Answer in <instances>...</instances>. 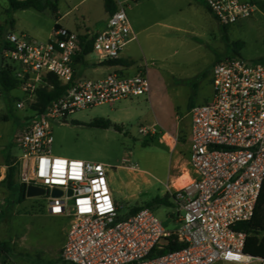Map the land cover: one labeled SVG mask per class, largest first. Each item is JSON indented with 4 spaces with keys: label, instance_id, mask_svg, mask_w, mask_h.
I'll use <instances>...</instances> for the list:
<instances>
[{
    "label": "built area",
    "instance_id": "2783aa9c",
    "mask_svg": "<svg viewBox=\"0 0 264 264\" xmlns=\"http://www.w3.org/2000/svg\"><path fill=\"white\" fill-rule=\"evenodd\" d=\"M204 2L222 26L250 17L256 10L255 4L242 0ZM132 39L130 20L120 8L109 16L105 30L95 35L91 54L99 64L119 60ZM83 47L77 32L58 23L47 41L10 32L1 46L5 66H11L25 95L19 108L35 101L40 89L53 88L49 74L67 86L17 133L15 141L21 155L14 164L18 182L46 189L48 212L70 221L62 261L264 264V259L244 252L247 234L236 229L239 223L253 218L264 184V64L227 58L214 65L212 101L190 110V181L180 188L175 187L174 180L167 185L180 223L175 231H167L149 208L121 218L105 164L53 154L54 122L80 110L150 92L147 67L131 77L114 71L101 79L76 78L74 61ZM150 131L156 134L157 126ZM141 133L146 134L147 129L142 128ZM167 137L174 145L178 141L177 136ZM9 167L0 166V182L7 179ZM54 189L62 195L54 197ZM172 236L185 246L151 257L154 249H163L164 240Z\"/></svg>",
    "mask_w": 264,
    "mask_h": 264
},
{
    "label": "rangeland",
    "instance_id": "374dc122",
    "mask_svg": "<svg viewBox=\"0 0 264 264\" xmlns=\"http://www.w3.org/2000/svg\"><path fill=\"white\" fill-rule=\"evenodd\" d=\"M79 1L60 0L58 12L65 13ZM119 1H125L124 9L134 26L139 25L148 14L156 16L164 11L177 12L176 24L187 26V21L190 22V17L186 16L182 7V0H158L163 6L159 12L155 10L153 0ZM242 1L256 5V10L250 17L226 27L214 18L207 24L194 20L198 27L206 25L197 31V37L188 33H177L179 37L183 36L185 43L175 44L169 49L171 64L158 61L154 66H150L148 78L154 87L156 81L158 84L152 98L144 95L123 99L114 104L80 110L61 122L53 123L54 155L103 163L108 167V178L112 182L113 196L119 205L121 217L126 216L135 207L144 206L155 213L167 231L179 228L177 205L171 199L167 185L181 176H188L189 163L187 164L184 155V165L181 167L183 163L179 164L176 172L174 171L176 159L173 153L178 147L172 151L168 144H174L168 137L165 142L160 141V127L170 130L177 123L185 120L187 122L190 102L194 103L193 107L208 103L198 101L199 97L193 95V85L196 81L187 78L201 69H206V77L199 78L197 86L203 90V94H212L211 66L215 58H241L253 64H264V0ZM87 7L93 15L84 20L81 12ZM96 15L107 16L103 0H86L80 8L71 11L62 23L75 32L84 27L93 32L99 26ZM174 19L172 18L171 22ZM54 26L55 14L51 9L44 12L35 9L14 11L8 0H0V28L3 29L0 45L4 33L10 32H24L40 41H47ZM130 48L138 54L136 62L142 63L141 66L146 68V62L137 44L132 43ZM87 59L91 63L97 61L94 54H90ZM91 69L90 67L86 71L87 78L99 77L107 70L105 66H99L96 73ZM24 96L19 88L6 89L0 79V162L5 157L21 155L15 137L39 110L35 107L37 99L28 101L25 108H19V102ZM96 119L110 120L121 127V130H116L113 126L108 129L90 126ZM154 126L158 129L156 134L150 131ZM142 128L147 129L146 134L141 133ZM181 142L182 138H179L178 143ZM1 189L0 186V191ZM7 196L8 204L0 214V222L7 232L8 244L15 256L12 261L17 263L22 259L26 261L22 264H65L59 256V249L63 228L69 219L59 221L45 212L49 194L26 197L20 203L15 190L9 191ZM165 197L169 198L170 205L147 207L156 198ZM16 248L24 249L27 254L18 257Z\"/></svg>",
    "mask_w": 264,
    "mask_h": 264
},
{
    "label": "crops",
    "instance_id": "0c3cea01",
    "mask_svg": "<svg viewBox=\"0 0 264 264\" xmlns=\"http://www.w3.org/2000/svg\"><path fill=\"white\" fill-rule=\"evenodd\" d=\"M51 1L54 2L55 8H48V9H51L53 11V13L55 14V24L58 23L64 27L72 30L69 26H65L62 23V21L64 19H66L71 14V11H73L76 8H80V6L86 0H80L78 3H76L73 6L72 9L66 11L63 14L58 12V3L60 0H51ZM153 1L155 2V10L157 12H159L161 10V8L163 7L162 4L158 3V0H153ZM169 1H171V0H169ZM182 1L184 3V5L182 7L185 9L184 10L185 14H186V16L190 17V22L187 21L189 23L187 26H183V24H180V23L176 24L177 19H176L175 15L177 14V12H175V11L174 12L173 11H167V12L164 11V13L157 14L156 16L148 14L143 19V21H141V23L139 25L134 26L133 24H131L132 36L134 37V39H132L124 47L122 54H121V57L119 59V60L126 62V64H128V66H126L125 64L102 65V64H99L97 61L91 63L86 58L84 64H79L77 67H75L76 78H87L86 71L91 67L92 68L91 70L94 73H96L99 71V66H105L107 68V70L104 71V73H102L99 77L87 78V79L105 78L108 74H110L111 72H114V71H119L127 77L137 75L139 73L140 69L142 68V66H141L142 63L138 64V62H136V59H138V56H137L138 54L135 53L133 51V49L130 48V45L134 42L137 44L139 51H140V54L142 55L144 62H146V65L148 67L147 68V75H148L150 66H154L155 63L158 61H163L165 63L171 64L172 59L169 57L170 55L168 54L169 49L171 47H173L175 44L179 43V44L183 45L185 43L183 36L179 37L177 33H179V34L180 33H188V34H191V35L197 37V31L200 28H205L206 25L198 27L197 23H195L194 20H197V21L199 20L201 23H205V24H207L209 21H211V18H214L216 20V18L211 13V11L207 7L204 0H182ZM123 2L125 3V1H123ZM123 2H121L119 0L115 1L116 5H117V9L124 8ZM173 2H176V0H173ZM105 3H106V0H103L104 10H105L107 16L96 15V16H98V21H97L98 24L97 25H99V26L93 32L91 30H89L87 27L79 28L77 30V33L81 37H87V36L88 37H95V35H97L99 32H102L103 30H105L108 18L110 16V14L106 10V4ZM150 12L152 13L153 11L151 10ZM81 15L83 16L84 20H86V17L90 18L93 14H91V12H89L88 7H87L85 10H82ZM172 18H175V19H174V21L171 22ZM72 31H74V30H72ZM189 44L192 45V43H189ZM1 46L2 45H0V54H1L2 58L0 59V67H1L0 72L3 69V66L5 64V61H4L2 52H1ZM221 60H223V59L215 58V60L212 63V66H211V70L213 69L214 65ZM206 73H207L206 69H201V70L197 71L196 73L191 74L187 79L196 81V83H194V85H193V95L194 96L197 95L199 97L198 101L199 102L200 101H206L209 103L213 99L214 90H213L212 94L205 95V94H203L204 93L203 90L202 89L200 90V88H198V86H197V80L199 78L206 77ZM149 82H150V92H149L148 96H149V98H152L155 95V89L157 88L156 86H158V84L156 81L155 82L156 84L154 83L156 86L154 87L153 82L150 80H149ZM212 89H213V84H212ZM193 106H194V103L190 102L189 113H188L189 119L187 122L185 120V121H182L180 123H177L175 125V127L173 129H170V130H164L163 127H160L159 139L161 142H165L167 140V134L172 135L174 137H176V136L178 137V141L175 143V145L170 147V149L172 151L175 150V147L176 148L178 147L174 153L171 151L174 154L175 159H176L175 170H174L175 172H176V168H178L179 164L183 163L180 165L181 167L184 165V162H183V158H184L183 156L184 155H186L185 158H186L187 164L189 161L190 141H191V125H192L190 110ZM180 127H182L183 130ZM179 138H182L181 143H178ZM181 152H183L184 154H181ZM17 158L18 157H13V156L5 157L0 162V166H8L9 167L11 165H14ZM181 177H183V176H181ZM176 180H178V178ZM176 180H174V181H176ZM109 181H110V187H111L112 182H111V180H109ZM0 186L2 187V189L0 191V214H2L3 209L8 204L7 193L9 191L15 190L16 194L18 195V191L16 188H14L13 190H9L4 185L3 181L0 182ZM111 190H112V188H111ZM112 193H113V190H112ZM18 198H19V195H18ZM18 202H19V200H18ZM45 212L47 214H49L51 217L58 219L59 221H63V220L68 219L65 216L51 215L48 212L47 208H45ZM69 226H70V221H68L66 226L63 228V239H62V243H61L60 249H59V253H60L59 256L60 257H61L63 245L66 241V236H67ZM7 238H8L7 232L5 231V228L2 226V224L0 222V245H6V247H7V251L0 252V264H15L16 262L12 261L14 253L12 251V248L8 244ZM13 244H14V242H13ZM15 253L18 257H22L23 255L27 254V252L21 248H16ZM24 262H26V261L21 259L16 264H22Z\"/></svg>",
    "mask_w": 264,
    "mask_h": 264
},
{
    "label": "trees",
    "instance_id": "16d2710c",
    "mask_svg": "<svg viewBox=\"0 0 264 264\" xmlns=\"http://www.w3.org/2000/svg\"><path fill=\"white\" fill-rule=\"evenodd\" d=\"M8 2L11 6V9L14 11L35 9L37 11L44 12L48 8H55L54 2H52L51 0H8ZM105 4H106V10L110 15H112L114 12L118 10L114 0H106ZM2 30L3 29L0 28V34H2L3 32ZM6 35L7 33H4V36L2 37L1 45H3ZM81 40L84 42L83 52L77 55V57L75 58L74 61L75 67H77L79 64H84L85 57L91 54L94 37H88V36L81 37ZM118 64H125L126 66H128V64H126V62L122 60H115L108 63H104L102 65H118ZM0 79L2 85L6 89L12 90L19 88L20 83L18 79L15 78V76L13 75V69L9 65L5 66L4 64L3 69L0 72ZM48 81L50 82V84L53 85V88H48V87L42 88L37 92V103L35 104V107L39 109L37 113L43 112L49 106V104L53 100L57 99L67 88V86L63 85V83L59 80V78H57L53 74L48 75ZM89 125L92 127H101L105 129H108L113 126L116 130H121V127L112 123V121L104 120V119H96L93 122H91ZM17 174H18L17 166L11 165L8 169V177L5 181H3V183L9 190H13L14 188H16L19 195V202H22L26 198L27 187L26 185L20 184L18 182ZM159 204L170 205L171 202L167 197L156 198L152 202V204H148L147 207L149 205H159ZM142 208H144V206L135 207L131 209L126 216L121 218L124 219L129 216H132ZM236 229L239 231H243L247 234V240H246L244 252L252 257L264 259V184L258 203L256 205L253 218L250 221L239 223L236 226ZM184 246H185L184 243L178 242L176 237L172 236L164 240L163 249H154V251L151 254V257H155L157 255L164 254L169 251H177L182 249ZM5 251H7L6 245H0V252H5Z\"/></svg>",
    "mask_w": 264,
    "mask_h": 264
},
{
    "label": "water",
    "instance_id": "95a60500",
    "mask_svg": "<svg viewBox=\"0 0 264 264\" xmlns=\"http://www.w3.org/2000/svg\"><path fill=\"white\" fill-rule=\"evenodd\" d=\"M46 194V191L44 188H40V187H36V186H28L27 187V191H26V196L27 197H35V196H42V195H45ZM70 195L72 194V192L70 191L69 193ZM52 195L54 197H59L62 195V191L58 190V189H54L52 191Z\"/></svg>",
    "mask_w": 264,
    "mask_h": 264
},
{
    "label": "bare ground",
    "instance_id": "6f19581e",
    "mask_svg": "<svg viewBox=\"0 0 264 264\" xmlns=\"http://www.w3.org/2000/svg\"><path fill=\"white\" fill-rule=\"evenodd\" d=\"M188 178L189 176H183V177H179L178 180L175 181V187H183L188 183Z\"/></svg>",
    "mask_w": 264,
    "mask_h": 264
},
{
    "label": "flooded vegetation",
    "instance_id": "af4514ba",
    "mask_svg": "<svg viewBox=\"0 0 264 264\" xmlns=\"http://www.w3.org/2000/svg\"><path fill=\"white\" fill-rule=\"evenodd\" d=\"M45 191H46V189H45ZM47 192V191H46Z\"/></svg>",
    "mask_w": 264,
    "mask_h": 264
}]
</instances>
